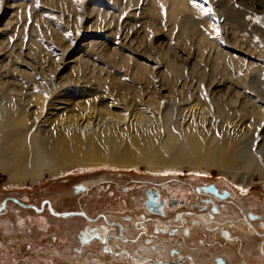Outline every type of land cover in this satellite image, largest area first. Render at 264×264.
<instances>
[{
    "label": "rangeland",
    "instance_id": "obj_1",
    "mask_svg": "<svg viewBox=\"0 0 264 264\" xmlns=\"http://www.w3.org/2000/svg\"><path fill=\"white\" fill-rule=\"evenodd\" d=\"M190 2L207 9L198 1ZM153 4V0H0V115L25 113L30 108L37 110L40 105L36 104L35 97L45 94L54 95L48 98L50 101L76 96L82 99L83 94L91 91L116 93L120 95V106L113 107L109 112L111 115L105 112L103 118L93 119V125L71 126L70 130L85 137L95 134L107 141L110 140L109 129L125 137L126 133L133 132L129 128L133 129L130 125L136 122L140 128L148 127L147 131L156 133L158 147L168 156H179L174 161L179 166L176 170L155 171L140 160L130 168L108 162L102 165L84 162L71 165L62 172L44 173L37 184L25 186L11 184L7 175L0 171V200L10 194H25L36 203L41 197L50 198L58 202L60 209L73 210L78 205L76 199L72 198L68 203L63 198L71 197L69 192L74 184L106 178L112 182L113 197L104 192V186L100 198L92 196L81 202L90 211L105 210L116 217L122 212L134 214L142 209V185L137 183L153 180L170 184L181 194L187 193V188L179 182L181 180L193 185L216 183L234 191L244 199L247 210L251 209L264 219V186L256 175L264 171V164L258 158L238 156L237 151L234 164L229 166L231 169L217 161L213 164L209 161L207 166L200 167L183 158L186 151L183 144L189 135L187 129L200 125L203 120L209 119L211 124L208 129L212 134V148L220 145L233 116L238 113L241 116L246 102L254 100L250 88H255L259 82L264 69V52L244 42L242 47L230 44L231 29L221 31L213 13L207 22L209 44L205 46L198 44L201 36L196 34L180 35L163 25L152 27L149 13ZM241 36L243 34L239 33L242 41ZM147 56L154 60H147ZM211 81H219L222 85L215 89L230 93L229 100L232 98L235 105L219 102L217 95L210 92ZM135 95L150 112L142 117L135 115L137 120L133 116L122 120L126 112L121 102H128ZM133 134L143 136L147 133ZM233 171L238 176L254 173V181L260 184L249 186L246 192L238 191L225 177V173ZM169 190L164 191L167 197L171 193ZM56 231L53 229L45 234L44 240L38 239L40 242L36 245L39 247L27 249V264H48L46 257L37 259L32 252L48 254L53 251L52 240L59 236ZM36 234L33 232L32 235ZM247 241L246 248L253 252L256 241ZM3 253L0 247V264H20L23 260L19 257L26 252L20 249L18 254L8 257ZM214 254L225 253L217 250ZM91 259L94 262V258ZM103 259L113 264H127L120 259ZM85 260L88 263H75L74 260H67V263L90 264L88 257ZM256 260L264 261L260 257L253 261Z\"/></svg>",
    "mask_w": 264,
    "mask_h": 264
},
{
    "label": "bare ground",
    "instance_id": "obj_2",
    "mask_svg": "<svg viewBox=\"0 0 264 264\" xmlns=\"http://www.w3.org/2000/svg\"><path fill=\"white\" fill-rule=\"evenodd\" d=\"M195 1L200 2L202 6H207V9L198 8L196 5H192L190 0H153L154 4L151 6L149 13L151 26L160 27L163 25V27L166 26L171 32L178 31L180 35L196 34L201 36L198 40V44L205 46L206 44H209L206 40V36L209 34V32L206 33L209 31L207 30V22L214 14L217 16V25L221 31L226 28L231 29L232 34L230 35V44L233 43L234 47H242L244 43H246L248 46L257 47L261 52H264V0ZM209 9L211 11H209ZM217 25H215V27H217ZM239 33L241 35L243 34V36H241L243 38L242 41L241 38L238 37ZM188 41L190 40L188 39ZM226 43L229 44L228 41H226ZM219 56L218 58H220ZM251 56L256 60L261 61V59H258L256 56ZM147 60L153 61L154 59L152 56H147ZM225 60L226 59L224 58L223 61L226 62ZM59 68L60 67H58V69ZM263 81L264 69L261 70V76L257 86L255 88H250V94L254 100L246 102V106L243 108L244 113L241 114V116L240 113L233 116L232 121L229 122L227 124L228 126L225 128L222 142L217 148L214 149L211 146L212 140L210 136H212V134H210L208 129L211 125L209 119L205 121L203 120L200 125L196 124V127L187 129L189 135H187L183 144L186 150L183 158L195 162L200 167L207 166L209 161H211L210 164L217 161L226 168H230L229 166L233 165L235 162L238 151V156L242 154L244 157L248 156V158L256 157L263 165ZM220 85L222 84L219 81H211L209 83L211 94H216L219 102L227 105H235V101L232 100V98L229 100V97L231 96L230 93H221L220 90L218 91L215 89ZM115 95L116 93L109 94L106 92L91 91L88 94H83L85 97L82 99L76 98L77 96L72 99L58 98L55 99L58 101L56 102L51 99L50 101H47L49 97L54 95L45 94L42 97H35L36 104L42 106V108L38 106V111L30 108V110H27L25 113L18 111L17 113L13 112L11 114L0 115V171L7 175L11 180V184L25 186L28 183L31 185L37 184V181L43 177L44 173L62 172L71 165L82 164L84 162L92 165H102L101 163L108 162L121 168H130L136 164L137 160H140L141 162H147L148 166L155 171H162L165 168H171L173 170L179 169V166L174 164V161L179 159V156L173 158L168 156L164 150L158 147L156 133H150L149 130L147 131L148 127L146 129L140 128L136 122H133V120H128V122L134 123L133 125H130L133 129L129 128L133 132L126 133L127 135L123 137L122 135L120 136L118 133L116 134L111 131L113 130L111 128L109 129V133H111L110 140L107 141L100 139V137L95 134L85 137L78 132L70 130L71 126L81 127L85 125L88 127L93 125V119L97 117L103 118L104 116H102V114L105 112L111 115L112 113H109L112 112L111 109L120 106V95ZM137 96L138 95L131 97L128 102L127 100L121 102L122 109L127 113L122 117V120L127 119L128 116H146L145 113L150 112L148 108H146L145 103H143L142 100H139V97L137 99ZM157 97H160L159 93H157ZM60 104H63V106H60ZM180 104H182V102ZM155 108L157 109V107ZM44 110L46 111L45 115H43ZM192 112L194 113V110H192ZM68 113H71V115L68 116ZM192 115H195V113ZM118 118H120V116H118ZM134 119L136 118L134 117ZM116 123L119 124L120 122ZM197 125L199 127H197ZM33 128L35 130H33ZM140 132L147 134H144L143 136L133 134ZM36 135L40 137H37ZM216 150L217 152L213 156L215 158H213V152ZM117 166L116 168H118ZM253 175L254 173L238 176L234 171L225 173V177L233 182L238 191L242 192L249 191V186H254L255 184L262 183L264 186V171H260L256 174L260 177V183L254 181ZM102 179L100 180L102 181ZM90 181L93 182L94 180ZM91 182L86 181L83 183L87 190L89 189L88 185L92 184ZM201 193L204 194V192ZM235 195L236 194L232 193L233 198H236ZM241 201L243 200L241 199ZM215 205L218 206L217 203H215ZM52 206L55 207L53 204ZM135 208L133 210H135ZM137 211L139 212V210ZM55 212L57 211L55 210ZM142 213L143 212H140L139 216L131 217V222H137L138 225H140V223H145L148 215L145 217V214L143 215ZM152 218L155 219L156 216H153ZM241 221L240 218H237L231 223H233L234 226L243 229L240 224ZM255 223L256 222L253 221L250 225L247 224L245 229H243L244 231L242 234L246 238H255L256 236L262 239V243H260L255 249V254L260 255L261 251H263L264 254V229L260 228L261 224L260 227H257ZM169 224L170 223L166 224V226H169ZM145 225H147V223ZM158 225L163 229L166 227L162 226L164 223L161 224L158 222ZM224 231L225 229L221 232ZM107 232L108 231H106V234ZM224 233L229 234L227 231ZM244 239L243 246L245 247ZM232 240H234V238H232ZM245 254H247L246 251ZM245 254L243 260H241L243 261L242 264H254L251 258L248 260L246 259L247 257ZM141 257L144 256L141 254ZM109 258L113 260V258ZM145 258L154 260L149 257ZM226 263L227 262H225V264ZM143 264L150 263L144 262Z\"/></svg>",
    "mask_w": 264,
    "mask_h": 264
},
{
    "label": "flooded vegetation",
    "instance_id": "obj_3",
    "mask_svg": "<svg viewBox=\"0 0 264 264\" xmlns=\"http://www.w3.org/2000/svg\"><path fill=\"white\" fill-rule=\"evenodd\" d=\"M98 180L88 181L92 183L88 185V190L84 182L71 187V197L65 196L63 199L68 203L72 202V198L76 199L78 205L73 210L60 209L55 199L41 197V200L36 199L40 200L36 203L25 194L4 196L0 200V247L3 254L8 257L9 254H18L22 249L26 253L19 258L27 264V249L39 247L37 242L44 240L45 234L54 229L59 232V236L52 240L53 251L50 250L48 254L32 252L37 259L46 257L48 264H68L67 260L88 263L86 257L89 258L90 264H113L106 262L103 259L105 257L120 259L127 264H242L245 251L247 260L251 258L254 264H264V261H253L255 257L264 259L263 251L260 255L255 254V249L262 243V239L256 236L246 238L242 234L247 224L250 225L253 221L257 227L261 224L260 228L264 229V219L251 209L247 210L244 199L234 191L221 188L216 183L193 185L180 180V184L188 190L187 193L181 194L169 183L166 185L153 180L142 182L143 184L137 183L142 185V209L136 214L122 212L114 217L105 210L90 211L81 202L86 198L91 199L92 196L100 198L104 186V192L110 197L114 196L111 180ZM210 186H213L216 192L208 190ZM167 188L171 192L168 197L164 193ZM232 193L236 194V198L232 197ZM140 212H143L145 217L148 215L146 222L140 225L131 222V217L139 216ZM153 216L156 218L153 219ZM237 218L242 220L240 224L243 229L231 223ZM158 222L164 223L162 226L170 224L163 229L159 227ZM223 229L229 234L221 232ZM33 232L37 234L30 235ZM248 239L257 243L253 245V252L246 248ZM217 250L225 254H214ZM141 254L144 257H141ZM91 258H94V262Z\"/></svg>",
    "mask_w": 264,
    "mask_h": 264
},
{
    "label": "water",
    "instance_id": "obj_4",
    "mask_svg": "<svg viewBox=\"0 0 264 264\" xmlns=\"http://www.w3.org/2000/svg\"><path fill=\"white\" fill-rule=\"evenodd\" d=\"M208 190H212V191L216 192V190L214 189L213 186H210V187L208 188ZM208 190H207V191H208Z\"/></svg>",
    "mask_w": 264,
    "mask_h": 264
},
{
    "label": "snow or ice",
    "instance_id": "obj_5",
    "mask_svg": "<svg viewBox=\"0 0 264 264\" xmlns=\"http://www.w3.org/2000/svg\"><path fill=\"white\" fill-rule=\"evenodd\" d=\"M209 11H211V10L209 9Z\"/></svg>",
    "mask_w": 264,
    "mask_h": 264
}]
</instances>
